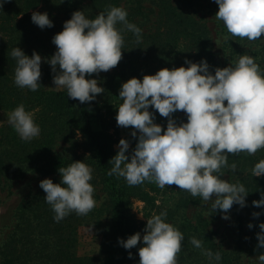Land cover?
Instances as JSON below:
<instances>
[{
	"label": "clouds",
	"instance_id": "1",
	"mask_svg": "<svg viewBox=\"0 0 264 264\" xmlns=\"http://www.w3.org/2000/svg\"><path fill=\"white\" fill-rule=\"evenodd\" d=\"M215 3L218 5L215 17L227 30L222 40L228 41L231 36L251 42L264 36V0H215ZM127 16L124 8L116 6H109L95 18L75 11L65 21L63 30L53 37L57 51L50 58H42L35 51L29 57L14 47L10 53L16 62L14 84L36 92L41 86L44 60L51 66L56 89H66L67 96L81 104L93 101L104 89L96 79L86 76L118 66L124 45L122 32L130 31L136 43L142 42V30L130 23ZM31 20L41 29L53 26L47 13L33 12ZM118 24L123 28H118ZM185 63L187 67L162 68L154 75H144L142 80L133 77L122 84L117 126L131 127L134 129L131 136L137 138V132L139 136L130 158L126 155L129 141L120 139L107 174L123 177L129 186L145 181L160 189L176 185L210 204L211 213L219 209L225 214L223 218L228 219L233 205L246 206L248 195L243 184L222 179V170H237L235 162L228 163L229 155H255L264 149V70L247 54L240 55L227 67L215 68L214 75L206 60ZM150 106L167 118L166 130L154 123ZM177 111L186 114V123L178 125L173 119ZM8 123L23 141H31L41 131L34 113L26 111L23 104L8 114ZM58 171L60 183L46 178L39 184L46 193L44 201L55 214L54 221L60 222L73 212L88 215L96 206L95 189L90 183L93 169L83 161H73ZM251 172L255 177L264 176V159ZM252 204L264 206V194ZM252 215L259 217L260 213ZM166 218L167 211L147 218L143 246L138 249L139 264H178L184 234L166 222ZM248 227L251 229L253 225L249 223ZM259 228L257 248H264V223ZM140 242V232L119 240L127 250ZM190 243L201 250L210 264L221 261V253L204 248L202 240L193 236ZM256 260L264 264V254Z\"/></svg>",
	"mask_w": 264,
	"mask_h": 264
},
{
	"label": "trees",
	"instance_id": "2",
	"mask_svg": "<svg viewBox=\"0 0 264 264\" xmlns=\"http://www.w3.org/2000/svg\"><path fill=\"white\" fill-rule=\"evenodd\" d=\"M149 3L146 8L153 16L148 33L142 35V52L148 50L158 56L166 52L168 55H178L184 64L186 60L199 63L204 57L211 56L209 46V32L204 23L195 16V7L199 0H144ZM142 0H0V109L13 110L23 104L26 111L39 108L40 121L43 132L42 138L23 141L8 123L0 130V193L10 194L12 182L23 178L27 174L59 176L58 169L67 167L73 161H83L95 168L108 191L107 197L113 207L110 239L107 242L105 264H122L125 249L119 240H126L134 234L133 218L129 214L128 198L138 197L145 199L147 194L141 192L138 186H129L126 180L115 175L109 176L112 164L109 162L118 151H113L105 138L93 129L91 106L93 101L81 104L67 96V91L51 92L42 88L43 83L52 76L51 66L47 62L41 63L40 88L36 92L18 88L14 84L15 60L10 53L14 47H19L26 55L32 56L35 51L40 56L50 58L57 48L52 42L53 37L62 31L65 21L71 19L75 11H83L86 17L95 18L109 6L124 8L127 19L134 23L137 16L143 15ZM52 3L57 5L61 13L59 24L55 29L45 27L41 29L31 20L32 13L39 6L43 10ZM46 7V8H45ZM41 13V12H39ZM48 14L49 19L55 16ZM148 13L145 14L146 18ZM123 28L122 25H117ZM153 31V32H151ZM133 33L123 31L124 45L122 55L129 58L130 37ZM163 37V38H162ZM183 45H181V42ZM124 62V61H123ZM59 70V69H58ZM214 75V71L209 69ZM89 79V76H86ZM72 124V134L76 130L89 155H77L71 150L75 146L71 136L68 137L64 121L53 124L56 119L66 116ZM61 125L60 127H58ZM45 126V127H44ZM57 141L68 145V154L59 155L54 151ZM137 143L134 139L133 147L126 153L132 154ZM261 159H264V149L258 150L255 155L240 153L229 155L228 163L235 162L237 170H222L228 175L231 183L243 184L248 195L246 206L241 208L233 205L230 209L235 218V227L238 233V244L230 252L217 248L204 231L206 223L200 218L195 227H180L184 236L203 241L206 249L219 251L222 259L218 264H239L230 259L231 254H264V248H257L256 234L261 230L260 223H264V206L255 207L252 201L261 199L264 194V176L255 177L251 169ZM222 179H225L222 177ZM44 199L31 198V202L19 205L15 211V223L11 233L0 245V264H97L94 258H79L74 253L75 230L88 216H78L74 212L60 222L54 221V212ZM42 208V210H39ZM97 212V211H96ZM215 212H221L217 209ZM260 213L253 217L252 213ZM94 213V212H93ZM253 227L250 229L248 224ZM190 230V231H189ZM201 250H198V255ZM208 264H210L208 260ZM216 264V262H212Z\"/></svg>",
	"mask_w": 264,
	"mask_h": 264
},
{
	"label": "rangeland",
	"instance_id": "3",
	"mask_svg": "<svg viewBox=\"0 0 264 264\" xmlns=\"http://www.w3.org/2000/svg\"><path fill=\"white\" fill-rule=\"evenodd\" d=\"M142 1L144 14L137 16L134 19V24L142 30L143 35L150 30L152 22L149 19H153V16L146 10L149 7V3L144 0ZM42 7L44 8L43 5L39 6L33 12H48L52 16H55L53 26L56 29L61 18V13L57 10V5L52 3L50 7H45L46 9L44 10ZM195 10V16L204 23L209 32L207 36L209 37V46H211V56L202 59L207 61L209 69L215 72V68L227 67L229 64L238 60L240 55L247 54L253 56L261 69L264 70V36L259 40L251 42L247 39L242 40L238 37L231 36L228 41H224L221 37L227 34V30L223 22L218 21L215 17L218 11V5L215 3V0H199V6H196ZM147 13L148 16L146 18L145 14ZM56 31L58 33L61 32L57 29ZM182 43L186 44V41L180 44L183 45ZM142 49L143 46L136 43V37L132 34L129 44V58H125L122 55L121 61L115 68L108 72L94 73L89 76V79H96L98 86L104 89L103 93L96 96L91 106L93 129L105 138L107 144L113 151L119 150L117 146L120 139L123 138L129 141V150L133 147L134 139H136L131 136V132L134 129L131 127L123 128L117 126L116 115L118 112L117 107L122 103L119 99V91L122 84L133 77L142 80L144 75H154L162 68L172 69L184 66L182 60L176 54L168 55L164 52L155 57L159 51L158 49H155V54H152L150 50L144 53ZM43 62L44 60H42ZM53 75L43 83L42 88L51 92L66 91V89L55 88ZM11 111L0 109V130L3 125L8 124V114ZM149 111L155 116L154 123L161 125L166 130L167 118L161 117L151 106L149 107ZM30 112L34 113V120L41 129L39 136L33 139L44 137L46 132H43L41 128L43 124L40 121L39 108H34ZM65 117H58L56 119L57 121H54L53 124L64 121L67 135L68 137L71 136L75 145L71 152L73 151L77 155L88 156L89 152L84 145V141L81 139L80 133L75 130L72 134L70 119L68 115L67 119ZM173 119L176 120L178 125L181 122H187V116L182 111L174 113ZM138 136L139 133L137 132V138ZM66 148L68 149L67 144H64L62 141H57L53 149L56 153L62 155L70 153ZM126 155L129 158L131 157L129 153ZM92 169L93 179L90 183L95 189L94 199L96 200V206L89 213L91 216H88L84 222L82 221L75 230L76 242L74 253L79 258H94L97 260V264H105V246L110 239L113 207L110 199L107 197L108 191L101 180L102 176H100V173L95 168ZM46 178L51 179L54 183L61 182L60 175L43 177L39 174H27L23 178L12 182L10 194L7 195L6 192L0 193V245L12 231L15 223L16 208L21 204L31 202V198L33 197L36 200L40 198L45 199L46 193L40 188L39 184L40 181ZM121 178L124 179L123 177ZM223 178L231 182L228 175H224ZM138 187L141 192L143 191L147 194V197L145 199H140L135 196L130 197L128 198V206L129 214L133 218L134 234L137 232L141 233V242L136 247L124 252L125 257L122 264H139L138 249L143 246L142 237L147 224V218H150L153 214H159L162 211H167L166 222L173 224L178 229L183 225H186V227H195L201 218L206 223L204 231L209 234V238L222 251L230 252L237 246L238 233L235 227V218L231 211L227 213L229 216L228 219L223 218L225 215L223 212L211 213L210 204H204L202 198H194L190 193L180 190L176 185L166 186L164 189H160L155 183L145 181L143 184L138 185ZM42 205H45V202H41ZM39 210H42V208ZM140 215L144 218H141ZM198 250L191 245L190 237L184 236L182 249L178 256V264H208V258L202 254L198 255ZM129 252H131L132 258H129ZM257 256L258 254L241 253L239 254L238 260L236 254H231L230 259L236 260L239 264H258L256 260Z\"/></svg>",
	"mask_w": 264,
	"mask_h": 264
}]
</instances>
